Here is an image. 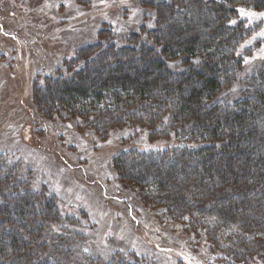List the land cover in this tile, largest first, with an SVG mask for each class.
Wrapping results in <instances>:
<instances>
[{
	"label": "trees",
	"instance_id": "16d2710c",
	"mask_svg": "<svg viewBox=\"0 0 264 264\" xmlns=\"http://www.w3.org/2000/svg\"><path fill=\"white\" fill-rule=\"evenodd\" d=\"M151 7L155 28L145 39L132 34L118 46L110 36L81 49L66 76L46 78L33 92L34 103L47 116L78 118L99 135L138 123L150 139L170 130L196 144L120 153L114 169L143 204L174 221L188 218L235 264L264 263V73L245 78L235 102L215 99L249 53L243 45L255 26L240 10L264 12V0H160ZM16 176L17 167L0 156V264H21L40 238L41 222L59 219L54 199L40 205L42 196ZM57 247L37 264H59L64 256ZM108 264L148 263L114 258Z\"/></svg>",
	"mask_w": 264,
	"mask_h": 264
},
{
	"label": "rangeland",
	"instance_id": "374dc122",
	"mask_svg": "<svg viewBox=\"0 0 264 264\" xmlns=\"http://www.w3.org/2000/svg\"><path fill=\"white\" fill-rule=\"evenodd\" d=\"M159 1L0 0V156L17 167V182L28 183L42 196L39 203L54 199L59 216L56 222H41L40 238L21 264L46 259L52 245L64 256L59 264H108L114 258L148 264H235L188 218L174 221L162 209L143 204L114 169L120 153L196 144H185L170 130L150 139V130L138 123L99 135L78 118L45 115L33 100L46 78L67 75L81 49L110 36L118 46L132 34L145 39L144 33L155 28L151 5ZM240 14L255 30L243 45L249 53L242 69L217 94L218 101L235 102L245 78L264 73V12L248 8ZM166 65L173 73L180 69L175 62ZM18 197L19 192L8 204Z\"/></svg>",
	"mask_w": 264,
	"mask_h": 264
},
{
	"label": "snow or ice",
	"instance_id": "6c2138e0",
	"mask_svg": "<svg viewBox=\"0 0 264 264\" xmlns=\"http://www.w3.org/2000/svg\"><path fill=\"white\" fill-rule=\"evenodd\" d=\"M240 11H241V12H243L244 10H243V9H241ZM261 15H264V14H261ZM262 34H264V33H262Z\"/></svg>",
	"mask_w": 264,
	"mask_h": 264
}]
</instances>
